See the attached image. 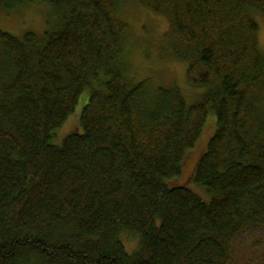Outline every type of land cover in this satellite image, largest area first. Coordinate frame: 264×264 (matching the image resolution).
Masks as SVG:
<instances>
[{
	"label": "trees",
	"instance_id": "1",
	"mask_svg": "<svg viewBox=\"0 0 264 264\" xmlns=\"http://www.w3.org/2000/svg\"><path fill=\"white\" fill-rule=\"evenodd\" d=\"M18 1L57 21L0 27V264H232L264 228V0H140L168 18L196 103L133 74L123 0L0 7ZM87 88L82 129L55 144ZM212 118L193 173L206 198L171 181Z\"/></svg>",
	"mask_w": 264,
	"mask_h": 264
},
{
	"label": "rangeland",
	"instance_id": "2",
	"mask_svg": "<svg viewBox=\"0 0 264 264\" xmlns=\"http://www.w3.org/2000/svg\"><path fill=\"white\" fill-rule=\"evenodd\" d=\"M121 13L128 21L127 55L133 74L142 79L150 77L158 84L179 85L191 103L201 98L202 89L194 88L187 78L186 62L174 57L172 50L171 24L164 14H158L146 7L140 0H123ZM260 41L264 48V16L259 12ZM57 18L55 11L47 2H15L12 7H0V27L17 35L34 30L42 34L52 29ZM87 88L81 93L76 110L64 125L56 129L53 136L55 144L61 143L67 134L82 129L81 114L88 102ZM215 128L214 118L206 125L198 144L189 151L183 172L172 183H183L208 198L205 187L194 180L196 162L207 147V142ZM124 244L129 251L138 248L139 237L129 232L123 233ZM232 264H264V228L251 227L237 239Z\"/></svg>",
	"mask_w": 264,
	"mask_h": 264
}]
</instances>
